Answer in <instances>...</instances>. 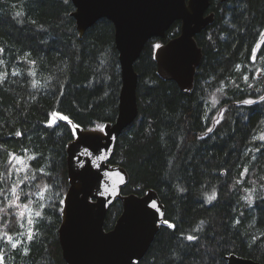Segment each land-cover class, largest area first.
<instances>
[{"label": "trees", "instance_id": "obj_1", "mask_svg": "<svg viewBox=\"0 0 264 264\" xmlns=\"http://www.w3.org/2000/svg\"><path fill=\"white\" fill-rule=\"evenodd\" d=\"M211 1L209 11L215 12L216 19L197 36L204 57L191 93L161 78L154 58L155 45L177 36L181 21L172 25L165 39H151L135 64L140 111L120 136L111 164L129 173L123 194L143 195L153 188L166 207L165 222L139 264H230L226 256L233 253L264 262V201L257 199L249 210L243 199L245 188L254 186L259 192L264 185V143L252 140L264 130L260 124L264 104L236 103L264 94V73L254 75L257 64L264 61V45L255 57L264 33V0ZM74 9L71 0H0V48L4 49L0 67L9 73L0 84V135L4 137L0 173L9 168V153L21 155L29 174H36L40 190L45 184L49 188L42 210L38 196L29 206L33 240L29 242L25 235L16 249L0 240L7 250L4 264H67L59 239L64 206L60 201L70 185L67 145L76 136L73 123L95 128L114 122L118 115L122 77L114 23L103 18L80 37L71 16ZM16 12L21 16L16 17ZM13 70L21 75L11 76ZM244 76L254 82V88L247 87ZM33 80L39 81L35 88ZM214 94L220 101L215 108ZM223 108L228 111L216 125ZM54 112L68 116L71 123L58 120L49 127ZM209 127L213 133L202 139ZM14 131L24 136L15 137ZM257 147L261 151H255ZM33 156L35 160L30 159ZM244 168L248 172L242 175ZM180 187L187 191L180 192ZM21 188L36 191L27 185ZM213 189L217 199L209 203L205 193L211 195ZM26 201L21 195V204ZM35 211H41V217H35ZM122 211L117 200L108 211L107 230ZM7 219L10 234L27 232V219L23 229L17 219ZM188 235L198 239L187 241Z\"/></svg>", "mask_w": 264, "mask_h": 264}, {"label": "water", "instance_id": "obj_2", "mask_svg": "<svg viewBox=\"0 0 264 264\" xmlns=\"http://www.w3.org/2000/svg\"><path fill=\"white\" fill-rule=\"evenodd\" d=\"M71 1L75 7L71 16L80 37L103 18L114 23L122 88L117 118L105 124L106 131L75 128L76 136L67 145L70 185L59 227L63 255L67 264H139L165 222L166 207L153 188L143 195L123 194L130 181L129 173L111 164L120 136L140 111L135 64L151 39H165L172 25L181 21L180 33L161 43L154 58L161 78L191 93L204 57L197 36L215 22L216 15L209 11L211 0ZM263 45L264 33L255 57ZM117 200L122 202L123 211L113 228L107 230L108 211ZM226 259L230 264H264L234 253Z\"/></svg>", "mask_w": 264, "mask_h": 264}, {"label": "snow or ice", "instance_id": "obj_3", "mask_svg": "<svg viewBox=\"0 0 264 264\" xmlns=\"http://www.w3.org/2000/svg\"><path fill=\"white\" fill-rule=\"evenodd\" d=\"M68 0H65V3H67ZM16 17H20L21 13L20 12H16ZM20 23H23V21H19ZM32 23H35V21H32ZM155 47L157 49H159L161 46L159 44L155 45ZM4 51L3 48H0V53H2ZM30 55V54H29ZM255 58L253 57V60ZM4 62L2 60H0V64H3ZM32 64H35L36 61L33 60L31 61ZM239 68V66H237ZM261 73H264V70H258L254 75L258 76ZM31 76H35L36 73L33 71H29L28 73ZM9 73L7 71L0 73V84L4 83L5 80L7 79ZM21 75V72L18 70H13L11 72V76L15 77V76H19ZM244 82L247 84V87L249 89L254 88V85L251 83H248V77L244 76ZM39 81L33 80L32 81V87L35 88L37 87ZM235 83V82H233ZM237 88H239V85H236ZM218 92H222L223 89H217ZM261 89L260 88H255V92L256 93H260ZM220 103V101L218 99H216L215 96H213L212 99V106L215 108L218 104ZM236 103L240 104V105H246V106H252V105H257V104H264V94H260L257 96V98L253 99V98H246V99H240L238 101H236ZM228 109L227 108H223L222 110H220V117L221 119H217L215 120V124L219 125L224 117V113L227 112ZM243 119L247 120L248 116L244 115ZM58 120H64L67 121L68 123H71V121L69 120V117L66 115H62L58 112H54L51 114V120L48 124L49 127H54L56 125V122ZM261 125H264V120L260 121ZM75 128L77 130H82L80 129L79 125H76ZM92 131H99V132H105L106 131V125L103 124H98L96 125V127L94 129H92ZM209 133H213V128L209 127L207 129V131L204 134V137H202V139H205L208 137ZM13 135L15 137H22L24 136V133L22 131H14ZM4 137L2 135H0V140H3ZM252 140H259L262 143H264V133H261L259 136L253 135L252 136ZM26 151V150H25ZM249 151H251V149H249ZM255 151L259 152L261 151L260 147H257L255 149ZM89 155H91V153H89ZM9 168L6 170V172L4 173H0V183H3L4 186H0V196L3 197L2 200H0V205H3L2 207H0V213H3V216H0V223H2V229H0V240H2L4 242V245H10L12 249H16L18 248L22 243H23V237L26 235L27 240L29 242H31L34 238V219L32 218L31 215H27L26 217V213L23 210L20 209H28L30 205L34 204V201L32 199L33 196H38L39 197V201L37 202L39 204V208L42 210L45 205L42 203L43 199L45 198L44 193H46L47 191H49L48 185L45 184L43 187V190H40V184L39 181L37 180V176L35 173L33 174H29V166L24 163V157L21 155H16L14 153H9ZM30 159L35 160L36 157L33 156ZM253 159H255V157H253ZM169 167H171V165H169ZM39 171L41 173L44 172L43 168H40ZM227 171V170H225ZM248 172L247 168H244L243 170V174H246ZM17 177V179H15L13 181V176ZM21 174L22 177H21ZM264 179V178H262ZM8 181H13L11 183H7ZM33 182H36L35 184H33ZM237 184L242 183V181H237ZM252 184L255 185V181H252ZM22 185H27V187L32 188L35 187L36 191L32 192V191H24L21 186ZM235 187V185H234ZM180 192H186L187 189L180 187L179 188ZM246 195L243 196V199L245 200L249 210L253 209V207L255 206V202L257 199L264 201V185H261V189L258 192L256 187H251V188H245L244 189ZM254 193L256 195H254ZM21 195H23L24 197L27 198V201L23 204H21ZM59 193L56 194L57 197H59ZM103 195V193H102ZM205 195L207 196V201L209 203H212L213 201H215L217 199V192L216 189L212 190V194L211 195H207V193H205ZM61 203H64L63 200L60 201ZM153 207H155V205H153ZM61 212H64V209L61 208L60 209ZM35 217H41L42 212L41 211H35L34 213ZM241 215H243V213H241ZM7 217H11L14 219H17L19 221V227L21 229H23L25 227V219H27V232H16L14 234H10L9 231L7 230L9 227V223L10 220L7 219ZM167 223V221H166ZM201 223H203V221H201ZM236 224H240V220H236ZM253 224H255V220H253ZM170 227H174V225H169ZM187 241H195L198 239V237L194 236V235H188L186 237ZM25 254H27V250H25ZM4 262V256H3V246H0V264H3Z\"/></svg>", "mask_w": 264, "mask_h": 264}, {"label": "rangeland", "instance_id": "obj_4", "mask_svg": "<svg viewBox=\"0 0 264 264\" xmlns=\"http://www.w3.org/2000/svg\"><path fill=\"white\" fill-rule=\"evenodd\" d=\"M263 62H264V61H263ZM263 62H259V63L257 64V68H259V70H260L261 67L264 68V66L262 65ZM261 70H264V69H261ZM0 71L2 72V68H1V67H0ZM262 74H263V73H261L260 76H261ZM248 82L254 85V82H251L250 80H249ZM213 96H215L216 99L219 100V96H218V94H214ZM212 99H213V97H212ZM217 106H218V105H217ZM261 133H264V130H263V131H260V133H258L257 136H259ZM21 210L25 211V213H26V217H27V215H31V209L28 208V209H21ZM26 224H27V222H26ZM6 251H7V250H6V247L4 246V247H3V256H4V259H5V255L7 254ZM3 264H4V262H3Z\"/></svg>", "mask_w": 264, "mask_h": 264}]
</instances>
